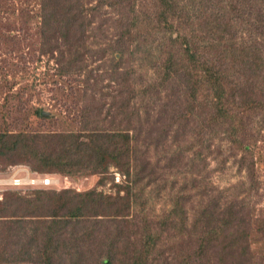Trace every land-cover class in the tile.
Returning a JSON list of instances; mask_svg holds the SVG:
<instances>
[{
	"label": "rangeland",
	"instance_id": "374dc122",
	"mask_svg": "<svg viewBox=\"0 0 264 264\" xmlns=\"http://www.w3.org/2000/svg\"><path fill=\"white\" fill-rule=\"evenodd\" d=\"M39 1L0 0V129L6 126L11 131L25 129L26 126L30 131L40 132L65 131L71 127L77 129L76 117L79 111L84 103L87 106L90 104V98L83 96L85 85L80 80L90 73L95 75L94 70L100 71L98 66L101 61L96 58L92 60L95 47L85 42L83 71L79 74L72 72L58 75V53L65 48L62 45L54 48V43L50 42L53 54L42 52V41L38 35ZM228 1L220 4L221 14L214 13L211 16L205 12L206 4L203 5V0H168L169 5L175 7L177 14L181 15L180 19L171 21L174 29L177 26L183 28L171 31L175 41L169 45L185 49L184 42L176 38V33H180L189 39L187 44L198 46V51L208 53L210 42L214 46L229 43L232 30L238 35L232 41L235 46H239L241 39L248 42L249 33L244 30V25L238 21L236 24L235 16L232 15L231 19L225 13L224 7ZM253 2L262 4L261 0ZM82 3L89 11L83 16L81 28L93 29L98 33V37L91 40L101 44V51L112 43L111 36L115 31L121 34V49L126 61L120 72H131L127 81L132 87L135 85L134 90L130 87L134 91L130 100L145 96L140 107L139 98L136 105L133 102L132 107L142 118L139 127H144L146 132V126L149 125L147 129L151 141L146 140L143 147L141 141L140 148L148 155L153 174L131 186V209L126 218L127 225L117 227H124L127 233L135 236L142 226V216L154 225L171 209L173 200L178 201L179 197H184L188 201L189 197L186 206L190 211L192 207L202 209L209 205L222 213H236L245 221L239 231L244 230L246 237L238 242L232 261L228 264L238 260L244 261V264H264V75L254 82L245 71L237 75L232 70H223L228 83L226 89L231 87L236 101L234 106L228 105L225 101L228 90L222 94V103L233 117L216 127L211 124L210 118H217L219 113L212 112L208 104L220 100L219 96L198 90L197 100L190 104L183 100L190 91L183 95L172 94L170 97L156 86L148 94L142 93L151 83H156L159 73L154 68L159 64V57L162 58L161 47L170 37L166 28L157 21V15L165 10V5L157 0H82ZM92 8L95 11H91ZM210 16L214 23L221 27L223 25L227 32H221L220 36L214 25L212 28L211 24L206 26L202 20L205 18L207 23L211 21ZM129 17L136 23L135 28H127ZM173 46H170L171 49ZM105 59H108L107 55ZM105 59L103 61H107ZM237 69H241L238 64ZM113 89L115 85L104 90L114 95ZM260 91H263L262 95ZM96 97L99 99L101 95ZM231 100L229 98L228 102ZM260 102L261 105H256ZM243 104L246 105L244 108ZM191 107L196 109L195 114L191 113ZM34 109L53 118L42 121L32 115ZM103 109L105 113L106 108ZM181 114L183 116H179ZM68 125L71 127L68 128ZM144 131H141V136ZM140 139L143 140V137ZM32 177L52 179L53 183L43 186L44 190L70 189L79 193L96 191L105 196H124L128 183V178L114 167H110L106 175H40L31 170L30 163L9 165L0 159V199L8 193L21 192L25 195L42 187L39 184L12 183L14 178L21 180L18 183H26ZM239 231L235 234L239 235ZM166 238L164 234L163 241L155 251L158 256L152 264H176L173 258L180 260L186 257L178 250L176 254H170L164 245L175 242L177 238ZM128 242L129 249L124 250L126 252L132 249ZM225 242L221 240L215 245L217 249L209 253L207 261L201 259L194 263L192 258L189 264H217L214 253L224 248ZM190 251L187 249L189 254ZM242 255L246 257L243 259Z\"/></svg>",
	"mask_w": 264,
	"mask_h": 264
},
{
	"label": "trees",
	"instance_id": "16d2710c",
	"mask_svg": "<svg viewBox=\"0 0 264 264\" xmlns=\"http://www.w3.org/2000/svg\"><path fill=\"white\" fill-rule=\"evenodd\" d=\"M157 1L166 6L157 15V21L166 28L170 37L161 47L162 58L159 57V64L154 68L159 73H155L156 83H151L142 93L148 94L156 86L170 97L190 91L183 100L191 104L197 100L198 90L208 91L220 97L217 102L208 104L212 112L219 113L217 118H210L211 124L219 127L227 118L232 120L233 116L229 115L221 96L228 90L227 104L234 106L236 100L231 87L226 89L228 83L223 70H232L237 75L245 71L254 82L264 75V0H261L262 4L254 3L253 0H229L224 7L225 13L231 19L234 15L235 23L238 21L244 25V30L249 33V41L244 42L240 38V47L235 46L232 41L238 35L232 30L229 43L214 46L210 42L208 53L198 51V46L187 44L189 39L180 33H176V38L184 42L185 49L169 45L175 39L171 31L183 29L179 26L174 29L171 22L180 19L181 15L169 5L168 0ZM222 2L226 4L225 0ZM222 2L203 0L205 12L211 16L220 13ZM39 6L38 35L42 41V52L52 55L51 43H54V48L58 45L65 48L58 53V75L72 72L79 74L83 71L85 42L95 47L92 60L96 58L101 61L98 66L100 71L94 70L95 75L90 73L80 80L85 85L83 96L90 98V104L87 106L84 103L79 111L77 129L68 125L71 128L65 131L40 132L30 131L27 126L14 131L3 127L0 129V159L9 165L30 163L31 170L40 175H106L110 167H114L128 178V183L124 196H105L96 191L79 193L70 189L44 190L43 186L32 190L30 194L8 193L0 199V264H152L156 261L158 253L155 251L163 241L164 234L168 237L166 239L177 238L175 242L164 245L170 254H176L178 250L186 255L180 260L173 258L176 264H189L192 258L194 263L201 259L207 261L209 253L221 240L226 241L225 247L214 253L215 261L217 264L231 262L238 242L246 237L244 230L239 231L245 221L236 213H222L209 205L202 209L192 207L190 211L186 206L189 197L188 201L184 197L173 200L171 209L154 225L142 216V226L135 236L127 233L124 227H117L127 225L126 218L131 209V186L153 174L148 155L140 148L141 141V147L146 144V140L151 141L149 125L146 126V132L144 127H139L142 118L132 107L133 102L137 104L138 98L140 107L145 96L130 100L135 85L132 87L127 81L131 72H120L126 61L121 49V34L112 32V43L101 51V44L91 40L98 37V33L93 29L81 28L83 16L89 11L82 0H40ZM211 16V21L206 23L205 18L202 21L206 26L211 24V28L214 25L222 36L227 31L223 25L221 27L214 23ZM127 22V28H135L136 23L130 17ZM106 55L108 59H105ZM237 64L241 69H237ZM113 85L114 95L108 94L104 89ZM260 93L262 95L263 91ZM96 95L101 97L97 99ZM229 98L232 99L230 103ZM242 106L244 108L246 105ZM191 109V113L195 114L196 109ZM31 113L45 122L53 118L41 114L38 109ZM141 131L145 132L143 136ZM237 231L239 235L235 234ZM131 237L132 240L128 242ZM127 242L132 247L130 252L124 251L129 249ZM187 249L191 250V254ZM245 257L242 255L243 259ZM232 264H244V261L238 260Z\"/></svg>",
	"mask_w": 264,
	"mask_h": 264
},
{
	"label": "built area",
	"instance_id": "2783aa9c",
	"mask_svg": "<svg viewBox=\"0 0 264 264\" xmlns=\"http://www.w3.org/2000/svg\"><path fill=\"white\" fill-rule=\"evenodd\" d=\"M116 180L118 181V178H116ZM18 182H21V180L20 179H16V178H14V181L12 182L13 183V185H28V184H30V185H37V184H39L40 186L42 185V186H49V185H51L52 183H53V181H52V179H42V178H30V179H28V182H26V183H18ZM38 186V185H37Z\"/></svg>",
	"mask_w": 264,
	"mask_h": 264
},
{
	"label": "bare ground",
	"instance_id": "6f19581e",
	"mask_svg": "<svg viewBox=\"0 0 264 264\" xmlns=\"http://www.w3.org/2000/svg\"><path fill=\"white\" fill-rule=\"evenodd\" d=\"M42 179H46V178H42ZM48 179V178H47Z\"/></svg>",
	"mask_w": 264,
	"mask_h": 264
}]
</instances>
